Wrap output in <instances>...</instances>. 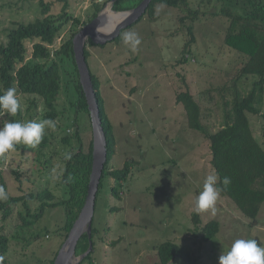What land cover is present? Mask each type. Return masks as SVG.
<instances>
[{
  "label": "rangeland",
  "instance_id": "obj_1",
  "mask_svg": "<svg viewBox=\"0 0 264 264\" xmlns=\"http://www.w3.org/2000/svg\"><path fill=\"white\" fill-rule=\"evenodd\" d=\"M102 1L105 0H67L66 12L87 25L94 4ZM187 1L192 10L199 9L193 23L186 18L187 10L157 4L153 17L144 14L139 23L124 29L122 37L128 31L139 35L141 44L136 53L122 42L85 46L90 53L88 66L101 83V94L117 140L111 167L119 170L133 162L121 200L107 191L98 200L95 226L104 241L98 243L97 264H160L155 248L166 242L188 251L197 264H218L221 253L236 239L254 238L264 246V204L254 227L231 200L222 196L215 215L210 211L198 214L201 220L198 229L192 222L195 198L205 177L214 169L210 164L209 141L188 127L184 107L176 102V96L188 90L201 107L202 122L210 132L218 131L224 125L225 103L232 100L230 88L246 57L224 44L229 20L214 15L219 8L216 0L208 4L209 0ZM40 2L50 6L52 15H59L65 4V0H0V44L6 42L8 32L17 24L42 18ZM109 3L101 12L107 29L114 23L106 19L108 13H113ZM133 3L130 0L124 8ZM183 17L186 19L181 21ZM71 24L72 21L56 40L55 48L72 34ZM191 25L195 42L183 62L182 51L190 40ZM31 46L28 44L29 49ZM255 79L254 76L240 79L238 86L243 94L250 91ZM65 81L63 77L56 128L45 130L52 140L43 151L45 158L36 147L25 145H17L15 150L0 155V172L12 196L48 189L57 200L68 198L60 175L62 159L71 152V147L64 146L61 138L65 132L72 134L78 126L87 148L94 136L91 118L83 113L76 115L75 90L72 87L67 90ZM17 96L24 116L20 122L41 121V110L37 115L27 111L31 98ZM76 116L77 124L72 128ZM248 116L253 135L264 149V95L260 113ZM8 120L17 118L0 117V126ZM113 184L109 180L107 188ZM37 206L32 201L30 211L34 213ZM23 211L20 205L10 219L5 222L0 219V227L10 238L9 250L2 257L4 264H52L65 242L58 232L64 221L63 208L46 209L40 220L21 229L18 213ZM213 220L219 222L218 234L209 242L201 241V228ZM170 264L189 263L179 257Z\"/></svg>",
  "mask_w": 264,
  "mask_h": 264
},
{
  "label": "trees",
  "instance_id": "obj_2",
  "mask_svg": "<svg viewBox=\"0 0 264 264\" xmlns=\"http://www.w3.org/2000/svg\"><path fill=\"white\" fill-rule=\"evenodd\" d=\"M111 1L105 0L95 3L89 21L95 19L106 4ZM141 1L133 0L132 6L124 8V5H127L130 0H116L111 9L115 12L127 11L138 6ZM210 2V0L207 1V4ZM216 2L219 8L218 11L214 12V15L226 17L229 20L224 44L229 49L246 57L237 78L234 79L233 86L230 88L232 100L225 103L224 125L218 131L210 132L202 122L200 105L188 90L178 93L176 102L184 107L188 127L202 134L209 141L210 164L214 171L219 174L220 180H223L224 177H229L231 180L227 188L221 191L220 196L231 200L240 213L250 220L251 227H254L257 223L256 220L261 205L264 204V149L253 135L248 114L257 115L260 113L264 95V0H216ZM157 4L187 10L189 14L186 18L190 19L192 23L199 14V9L192 10L187 0H153L149 4L145 15L153 17ZM40 5L42 7V18L28 24H17L8 32L6 42L0 44V94L9 87H15L17 95L32 99H29L28 102V112L32 111L37 115L36 113L41 110V120H55L60 114L58 98L64 88V83H62L64 77L66 78V89L69 90L72 87L73 91L75 90L76 101L74 107L77 112L76 115L83 113L90 117L88 102L80 83L73 48V39L79 32L80 27L86 25V22L78 18H72L66 12L68 8L67 0H65L59 15L50 14L49 5H44L43 2H40ZM112 11L110 10V12ZM142 18L128 28H132ZM186 18H181V21ZM71 21L72 34L69 38L64 39L58 48H55L56 40ZM123 31L109 43H121ZM188 34L190 40L185 44L182 51L181 61L183 62L187 61L185 57L189 55V48L195 42L192 25L188 27ZM28 44H32L30 49ZM86 45L103 46L96 45L90 40ZM84 55L88 64L90 53L86 48ZM89 70L99 107L101 127L106 137L107 161L96 194L95 213L91 230L93 248L79 264H97L95 254L99 248L98 243L104 241L95 226L98 200L105 195L106 191L111 193L113 198L121 200L123 185L127 183L133 166V162H131L126 163L119 170L111 167L116 153L117 140L101 94V83L90 68ZM248 76H254L256 79L252 83L250 91L243 94L239 89L238 82L242 77ZM15 116L19 122L24 118L20 109ZM76 121L77 116L72 122L74 124H72V128L76 126ZM74 142L77 143V146H74ZM61 143L64 146L71 147L69 153L72 154L70 160H66L65 156L63 157V171L60 175V184L65 187L68 198L57 200L56 196L48 189H43L37 193L12 196L8 193L0 172V183L8 194L6 201H0V219L3 222L10 219L14 209L20 205L24 210V213H18L22 222L21 229L31 227L40 220L46 209L61 207L64 210V221L58 228V232L66 240L86 202L93 166V139L89 141L86 148L77 126L72 134L64 133ZM51 144V136L45 132L41 143L36 147L41 157L45 158L43 151L49 148ZM16 147L18 146L16 145ZM16 176L19 177V174ZM69 176H71V180L68 179ZM109 180H113L114 184L107 188ZM218 186L224 188L222 184L218 183ZM32 201L38 204L34 213L29 208ZM114 210L111 209L110 211ZM192 222L198 229L201 224L198 214H193ZM201 232L203 233L201 241L209 242L218 234L219 222L214 220L208 222L201 228ZM116 243L117 241L113 242L112 245ZM9 247L10 238L5 233L4 227L1 226L0 264L5 263L2 257L7 254ZM88 248L89 237L87 233H84L77 243L76 256L84 254ZM155 249L160 264H170L171 261L179 257L189 264H197L196 259L188 251L175 243L166 242ZM54 261L55 259L52 264H54Z\"/></svg>",
  "mask_w": 264,
  "mask_h": 264
},
{
  "label": "water",
  "instance_id": "obj_3",
  "mask_svg": "<svg viewBox=\"0 0 264 264\" xmlns=\"http://www.w3.org/2000/svg\"><path fill=\"white\" fill-rule=\"evenodd\" d=\"M115 1L116 0H112L109 3L110 9ZM152 1L153 0H142L138 6L127 11H112L113 13L123 14L124 16L115 23L114 26L107 29L108 31L102 29L105 22L104 16L101 13L102 10L98 16L82 28L73 39V48L79 71L80 83L86 95L93 127V166L85 205L57 254L54 264H79L91 252L93 248L91 230L95 213L96 194L107 161L106 137L101 127L99 107L95 98L90 70L84 55L86 43L90 40L96 45H103L113 41L121 34L122 30L135 24L146 13ZM84 233L88 234L89 248L84 254L76 256L77 243Z\"/></svg>",
  "mask_w": 264,
  "mask_h": 264
},
{
  "label": "clouds",
  "instance_id": "obj_4",
  "mask_svg": "<svg viewBox=\"0 0 264 264\" xmlns=\"http://www.w3.org/2000/svg\"><path fill=\"white\" fill-rule=\"evenodd\" d=\"M122 43L132 53H136L139 50L138 46L141 44V39L136 32L128 31L124 33ZM20 108L21 104L15 87H9L0 94V117H14ZM46 128L55 130V120L43 119L39 122L30 120L24 123L8 120L0 126V155L15 150L16 145L37 147L45 135ZM71 156L72 154L68 153L65 155V159L70 160ZM68 179L71 180V176ZM218 183L222 184L224 188L219 187ZM230 183L229 177L220 180L219 174L215 171L207 175L202 190L195 198L193 212L200 214L210 211L215 215L216 204L221 191L226 189ZM7 199V192L0 185V201H6ZM218 264H264V246H260L254 238L236 239L226 252L221 253Z\"/></svg>",
  "mask_w": 264,
  "mask_h": 264
},
{
  "label": "bare ground",
  "instance_id": "obj_5",
  "mask_svg": "<svg viewBox=\"0 0 264 264\" xmlns=\"http://www.w3.org/2000/svg\"><path fill=\"white\" fill-rule=\"evenodd\" d=\"M106 12H108V11H106ZM124 15L123 14H116V13H108L107 14V16H106V19H107V17H108V20L110 21L111 19L114 21V23H115V21H116V23L123 17ZM105 17V16H104ZM119 19V20H118ZM105 20V19H104ZM105 23H106V25H107V21H105ZM113 23V24H114ZM112 24V25H113ZM105 25L103 24V26H102V28L103 29H107V27H104Z\"/></svg>",
  "mask_w": 264,
  "mask_h": 264
},
{
  "label": "crops",
  "instance_id": "obj_6",
  "mask_svg": "<svg viewBox=\"0 0 264 264\" xmlns=\"http://www.w3.org/2000/svg\"><path fill=\"white\" fill-rule=\"evenodd\" d=\"M118 20H119V19H118ZM115 23H116V21H115ZM115 23H114V24H115ZM114 24H113L112 26H114ZM112 26H111V27H112Z\"/></svg>",
  "mask_w": 264,
  "mask_h": 264
}]
</instances>
